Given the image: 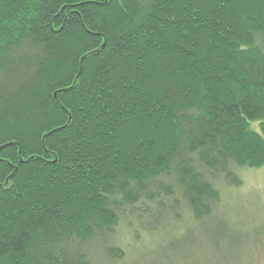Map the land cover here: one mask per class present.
Instances as JSON below:
<instances>
[{
	"label": "trees",
	"instance_id": "16d2710c",
	"mask_svg": "<svg viewBox=\"0 0 264 264\" xmlns=\"http://www.w3.org/2000/svg\"><path fill=\"white\" fill-rule=\"evenodd\" d=\"M263 164L264 0H0V264H159Z\"/></svg>",
	"mask_w": 264,
	"mask_h": 264
},
{
	"label": "rangeland",
	"instance_id": "374dc122",
	"mask_svg": "<svg viewBox=\"0 0 264 264\" xmlns=\"http://www.w3.org/2000/svg\"><path fill=\"white\" fill-rule=\"evenodd\" d=\"M237 173L241 178L240 186L219 187L220 201L211 222L190 224L187 215H183L188 228L180 233L181 239L176 238L179 240L180 250L169 249L165 253L167 258L156 257L159 264H264V164L260 167H240ZM221 222L226 226L227 236L219 239L217 246H213L210 230L218 226L217 231L222 233L221 226L224 225ZM123 228H118L117 233L119 238L121 233L123 246L128 248L127 251L135 254L140 251L138 255H141L148 248L151 249L149 243L145 245L142 235L139 241L142 250H138L139 246L135 247V242L129 241L131 237L127 236L126 239L122 234ZM185 234L187 235L184 236ZM163 240L164 237L161 236L153 239V242ZM133 253L128 255L126 264H133Z\"/></svg>",
	"mask_w": 264,
	"mask_h": 264
}]
</instances>
